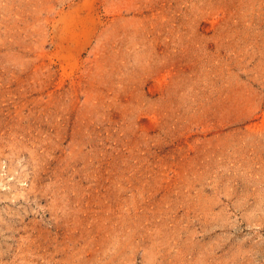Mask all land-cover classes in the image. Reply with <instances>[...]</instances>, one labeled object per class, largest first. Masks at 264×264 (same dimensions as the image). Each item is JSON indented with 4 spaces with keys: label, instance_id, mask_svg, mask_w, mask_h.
<instances>
[{
    "label": "rangeland",
    "instance_id": "1",
    "mask_svg": "<svg viewBox=\"0 0 264 264\" xmlns=\"http://www.w3.org/2000/svg\"><path fill=\"white\" fill-rule=\"evenodd\" d=\"M0 264H264V0H0Z\"/></svg>",
    "mask_w": 264,
    "mask_h": 264
}]
</instances>
